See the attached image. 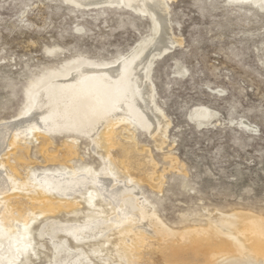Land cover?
<instances>
[{
  "label": "rangeland",
  "instance_id": "rangeland-1",
  "mask_svg": "<svg viewBox=\"0 0 264 264\" xmlns=\"http://www.w3.org/2000/svg\"><path fill=\"white\" fill-rule=\"evenodd\" d=\"M167 4L172 33L182 41L155 59L150 71L154 102L168 124L164 144L156 145L140 128L134 133L138 149L150 151L162 188L153 191L142 183L140 189L173 230L202 227L219 213L264 217V12L227 0ZM138 14L116 6L79 9L61 0H0V121L18 117L29 86L65 61L83 57L114 63L128 55L151 34V23ZM46 49L55 51L50 55ZM196 106L215 113L207 126L197 128L189 119ZM63 140L52 136L48 153L63 149ZM78 141L80 155L73 162L97 168L98 157L86 154V139ZM42 145L39 139L30 146L32 169L59 168L45 161ZM84 214L45 215L32 227L46 218L82 222ZM117 237L111 235L102 249L113 255L109 264L120 263L112 245ZM34 239L43 247L36 246L37 255L27 264L51 263L49 239ZM67 242L74 245L71 238ZM92 243L101 242L82 247ZM66 254L58 257L65 258L63 264H103L105 259Z\"/></svg>",
  "mask_w": 264,
  "mask_h": 264
},
{
  "label": "bare ground",
  "instance_id": "bare-ground-1",
  "mask_svg": "<svg viewBox=\"0 0 264 264\" xmlns=\"http://www.w3.org/2000/svg\"><path fill=\"white\" fill-rule=\"evenodd\" d=\"M61 1L79 9L132 10L147 16L151 34L114 63L83 57L65 61L29 86L18 117L0 121V264H27L37 255L36 246L43 247L34 236L51 242L48 264H63L62 252L77 260L96 255L109 264L113 255L102 249L111 235L119 237L112 244L119 264H264V217L219 213L202 227L173 230L140 189L142 183L153 191L162 188L150 151L138 149L134 133L140 128L156 145L164 144L168 124L154 102L150 71L155 59L182 41L172 33L167 0ZM227 2L264 12V0ZM45 51L51 55L55 49ZM214 116L208 107L196 106L188 117L199 128ZM52 136L65 138L56 154L47 151ZM79 138L88 142L86 154L98 157L97 168L73 162L80 155ZM39 139L45 161L59 168L32 169L30 146ZM62 211L85 213L83 221L46 218L32 227ZM96 240L101 243L82 247Z\"/></svg>",
  "mask_w": 264,
  "mask_h": 264
},
{
  "label": "water",
  "instance_id": "water-1",
  "mask_svg": "<svg viewBox=\"0 0 264 264\" xmlns=\"http://www.w3.org/2000/svg\"><path fill=\"white\" fill-rule=\"evenodd\" d=\"M141 18H145L148 22H150L149 20H148V18L147 17H143V16H140Z\"/></svg>",
  "mask_w": 264,
  "mask_h": 264
}]
</instances>
